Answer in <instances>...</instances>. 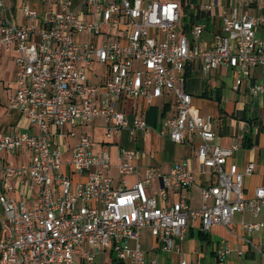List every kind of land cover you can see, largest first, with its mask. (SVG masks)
<instances>
[{
  "label": "built area",
  "instance_id": "obj_1",
  "mask_svg": "<svg viewBox=\"0 0 264 264\" xmlns=\"http://www.w3.org/2000/svg\"><path fill=\"white\" fill-rule=\"evenodd\" d=\"M42 1V12L24 2L25 22L19 24L10 20L7 0H0V50L11 55L16 67L8 107L29 124L0 131V151L27 156L19 164L0 158L4 189L17 190L9 180L22 178L28 185L20 199L0 192V264H75L76 257L92 264L102 250L114 254L117 264H166L145 257L144 229L153 239L151 250L179 254L191 219L198 218L200 229L208 232L214 226L228 227L243 211L261 215L262 221L241 224L248 233L259 231L264 186L251 197L245 195L244 176L253 165L244 171L235 163L226 166L237 146L215 143L213 121L192 104L184 72L197 64L204 74L223 67L233 72V90L247 82L252 96L264 95V0H224L228 12H223L210 43L203 39L205 25L196 16L205 18L219 0H196L199 9L193 0ZM188 4L194 17L186 31L182 17ZM94 64L103 68L98 76L92 73ZM257 69L263 77L251 83ZM165 92L173 96L174 113L162 120L160 134L174 143L196 135L202 173H210L196 210L185 193L168 201L171 191L196 181L186 162H176L168 173L153 168L141 173L134 162L138 151L121 147L120 185L115 187L107 173L108 150L94 152L99 143L83 131L100 117L105 141L123 133L130 139L145 134L150 127L144 110L137 107L127 114L124 102L133 98L149 107ZM68 138L73 139L71 146ZM66 144L69 150L62 151ZM130 174L136 175L132 186L125 178ZM32 186L35 204L28 202ZM229 252L224 242L218 256ZM174 264L189 263L180 259Z\"/></svg>",
  "mask_w": 264,
  "mask_h": 264
},
{
  "label": "crops",
  "instance_id": "obj_2",
  "mask_svg": "<svg viewBox=\"0 0 264 264\" xmlns=\"http://www.w3.org/2000/svg\"><path fill=\"white\" fill-rule=\"evenodd\" d=\"M24 2H28L32 8L39 12L46 8V4L42 0H7L10 20L15 23L23 24L25 22L21 10ZM210 11L207 13V17L210 13H213L212 9ZM216 29L218 28L210 29L208 31L210 35L203 36V39L210 43L212 34ZM15 70L16 67L11 55L5 50H0V131L2 132L16 131L29 126L28 121L21 112L8 107L16 88ZM184 74L186 76L185 89L192 96V104L198 109L203 118L210 116L213 121L216 135L215 143L224 148L237 146L233 155L228 159L226 166L235 163L240 171H244L249 164L253 165L252 173L244 176L243 180L245 195L247 197L253 196L255 188L264 186V95L252 96L247 82H244L239 90H233V72L223 67L204 74L197 64L190 68V75H186V70ZM229 74L231 87L227 92L225 91L226 84L223 78H228ZM258 77H263L259 69L253 71L251 83H254ZM91 79L96 81V75L91 74ZM137 107L144 110L143 114L150 129L145 134H137L134 139L128 138L127 134L123 133L113 137L109 142L105 141L104 122L100 117L96 118L92 125H89L92 128L95 126L102 128V139L96 141L99 145L94 148V152L98 153L103 148L108 150L111 166L108 168L107 173L112 177L113 185L115 187L120 185L117 165L118 153L121 147L134 148L138 151L134 162L141 173L147 168L168 173L176 162H186L189 170L194 173L196 181L188 188L171 191L168 201L175 202L180 193H185L188 195L190 208L198 209L201 201V188L206 185L210 175V173H202L200 160L196 156L198 137L195 135L193 139L188 138L185 143H174L160 134L162 120L174 113V100L169 93H163L162 97L149 107L133 98L126 99L123 105V109L127 114H133ZM93 132L91 131V134H89L92 139L94 137ZM25 157H27L26 154L0 151V158L13 164L27 161ZM74 177L84 179V176ZM125 178L128 186H132L136 181L135 174L127 175ZM4 182V179L0 178V192H5L7 196L16 199H20L28 186L22 178L9 180L17 190L6 191ZM195 192L199 194V200L196 203L194 200ZM36 200L37 192L32 186L28 202L35 204ZM3 218L4 212L0 205V220ZM255 221H262L261 215L255 217L250 212L243 211L234 215L233 222L228 227L214 226L208 232H203L200 229L199 219H191L183 238L179 241V254L171 253L168 257L158 255V251L151 250L153 246L152 238L149 245L145 244L146 247H143L142 232L141 245L143 250L145 248L146 251L152 253L149 256L145 255L146 258L155 257L166 264H174L180 259L186 260L189 264H264V257L256 249L260 248L264 253V225L259 231L251 233L246 232L241 226L242 223ZM244 238L250 242H247ZM224 242L230 252L220 258L218 252L222 249ZM107 251L109 250L98 251L96 260L92 264H111L112 257ZM239 251H241V255L238 254ZM75 264L86 263L76 257Z\"/></svg>",
  "mask_w": 264,
  "mask_h": 264
},
{
  "label": "rangeland",
  "instance_id": "obj_3",
  "mask_svg": "<svg viewBox=\"0 0 264 264\" xmlns=\"http://www.w3.org/2000/svg\"><path fill=\"white\" fill-rule=\"evenodd\" d=\"M191 11L194 12V8H190ZM212 15L211 16H208L209 18V21H206V19H202L201 22L203 23V25H205V28H206V24H209V29H205L204 30V33H203V36H209L210 33H208V31H210V29H215V28H219L220 27V19H221V16L224 13L228 12V8L225 7V2L224 0H219V3L216 5V6H213L212 7ZM212 17H216V18H212ZM214 19H215V23H214ZM190 40H193V36L190 35ZM93 71L92 73L94 74H97V75H100L103 71V68L100 64H94L93 66ZM224 81H225V91L228 92V89L230 90V87H231V79H230V74L228 76V78H223ZM79 131V130H78ZM83 131L85 133H88V134H91V131H94L93 132V139L95 141H99L100 139H102V128L101 127H98V126H95L94 128H92L91 126H88V127H84ZM67 143H69V145H72V142H73V139H70L68 138L67 140ZM61 150L62 151H67L68 150V146L67 144L66 145H63L61 146ZM27 159V157H25V160ZM34 189L36 190V187H34ZM194 200H195V203L199 200V194L198 193H194ZM151 234H150V231L148 229H144L142 231V243H143V247H146V245L150 243L151 241ZM146 244V245H145ZM144 251H145V255L149 256L150 254H152L150 251H146V249L144 248ZM108 253H110L109 251H107ZM158 255H164V256H167L169 255V253L167 252H164L162 250H159L158 251ZM112 257V260H111V264H117L116 260H115V257H114V254L111 255Z\"/></svg>",
  "mask_w": 264,
  "mask_h": 264
},
{
  "label": "trees",
  "instance_id": "obj_4",
  "mask_svg": "<svg viewBox=\"0 0 264 264\" xmlns=\"http://www.w3.org/2000/svg\"><path fill=\"white\" fill-rule=\"evenodd\" d=\"M192 3L196 5L197 9H199V4H198V2L196 0H193ZM190 8H191V6L189 4L185 5V7H184V15L182 17V20L184 22V28H185L186 31L190 30L191 23L193 21L192 18L194 17V12L191 11ZM205 18H206V21H209V18L207 16H205ZM202 19H204L202 17V15L196 16V20H198L200 23H202L201 22ZM206 28L209 29V24H206ZM186 75L187 76L190 75V68H188V67L186 69Z\"/></svg>",
  "mask_w": 264,
  "mask_h": 264
}]
</instances>
